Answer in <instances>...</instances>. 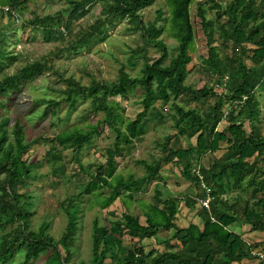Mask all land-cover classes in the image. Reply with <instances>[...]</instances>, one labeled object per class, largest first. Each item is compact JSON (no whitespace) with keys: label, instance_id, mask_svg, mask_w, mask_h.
<instances>
[{"label":"trees","instance_id":"obj_1","mask_svg":"<svg viewBox=\"0 0 264 264\" xmlns=\"http://www.w3.org/2000/svg\"><path fill=\"white\" fill-rule=\"evenodd\" d=\"M66 1L64 9L34 15L24 24V28L41 29L48 40L55 39L57 34L65 46L56 56L86 48L93 39L103 38L121 19H127V29L138 32L146 46L157 50L158 56L150 60L145 56L146 47L131 49L128 62L139 65L140 76H130L121 67L115 81L90 80L88 85H82L68 77L60 99L38 101L45 103L40 119L54 117L62 103L67 105L69 113L79 101H87L88 115L102 114L95 123L55 134L51 140L54 149L77 154L105 128L115 138L105 151V163L96 172L80 168V173L87 178L83 192L60 203L67 223L58 239L47 232L45 222L36 231L29 227L32 195L27 187L33 175L31 165L24 158L29 143L22 123L18 120L10 123V118L0 113V264L12 262L18 254L22 256L20 264H30L41 255L44 264H240L246 260L264 264V165L260 164L264 161V135H260L257 126L261 110L256 98L257 89L264 85V0L196 3L195 0H170L168 22L175 40L172 54L160 38L164 28L142 21L141 10L156 0ZM96 2L100 7L94 20L74 33L72 20L84 17L89 6ZM24 7L25 0H0V14L12 21ZM157 15L162 19V14ZM198 31L205 50L192 59L190 51L198 39ZM6 38L0 34V55L5 53ZM3 65L0 58V69ZM46 67L51 68L41 58L4 75L0 79V109L5 106L4 100L37 78ZM190 74L202 83L201 87L186 82ZM135 93L137 99L132 98ZM171 96L187 97L196 103L214 99L202 111L172 104L174 114L167 113L173 120L172 133L165 134L156 144L165 153L164 159L178 168L179 175L175 176L195 191L193 196L182 199L168 194L165 197L166 181L159 174L163 159L158 158L152 164L138 161L144 169L140 177L124 180L116 175V159L125 155L122 150L132 147L135 141L141 142L150 123L167 117L158 104H168ZM115 99L130 103V119H124L119 113L123 108ZM222 121L226 126L218 130ZM183 141L187 147H183ZM221 143L226 144L223 159H214L207 168L202 166L201 159L219 151ZM56 164L54 161L53 166ZM152 181L156 184L152 203L142 213L144 221L128 211L108 226L94 220L90 259L72 263L79 211L75 200L106 187L109 196L103 205L108 206L121 195L131 197L145 190ZM207 191L206 208L200 201L206 199ZM180 203L196 211L200 224L177 225ZM238 222L248 225L252 233L263 234L259 245L248 243L230 230ZM146 240H154V246H163L164 250L147 248L150 245L143 244ZM173 241L175 244H171ZM257 246L262 248L254 252Z\"/></svg>","mask_w":264,"mask_h":264},{"label":"rangeland","instance_id":"obj_2","mask_svg":"<svg viewBox=\"0 0 264 264\" xmlns=\"http://www.w3.org/2000/svg\"><path fill=\"white\" fill-rule=\"evenodd\" d=\"M202 0H195L200 2ZM191 6V13L194 15L196 4ZM67 6L66 0H25V7L19 14L17 19L9 20L5 15L0 14V34L6 35L5 53L0 55L4 65L0 69V79L4 75L16 72L21 67L35 60L43 58L51 68H44L41 74L32 81L26 82L19 92L13 93L9 98L4 100L5 106L0 109V113L10 118V123L18 120L22 123L26 141L29 143L24 158L31 165L33 179L28 185V191L32 195V204L30 206V229L36 231L40 225L45 222L48 224L49 234L58 239L65 229L67 218L65 211L61 209L60 203L64 202L71 196H78L83 192L87 178L80 173V168L89 172H96L98 166L105 163V151L112 146L114 142V133L105 128L100 136H94L91 142L81 149L77 154L71 150L54 149L51 140L55 134L61 131L70 130L71 128H82L88 123H95L102 118V114L90 116L86 113L87 101H79L76 108L68 113L67 105L62 106L54 117L40 119L41 113L45 107V103L39 100L48 98L60 99L61 92L66 89L65 79L73 77L82 85H88L90 80L96 81H115L118 78L119 69L124 67L130 76H140L139 65L132 66L128 62L131 49L146 47L147 56L150 60H154L158 56V52L151 46H146L145 42L140 38L139 33L129 31V21L127 19L117 20L115 24L109 28L107 34L103 38H95L90 44L76 53H63L56 56L58 51L65 46L54 34L53 40H48L44 31L41 29L24 28V24L34 15L43 16L64 9ZM170 0H156L151 6L141 10L142 21L145 24L156 23V25L164 28V34L160 37L166 44L169 54L174 52L175 40L170 32L168 18L170 16ZM7 7V6H6ZM99 3L96 2L89 6V12L84 17L73 19L71 29L76 33L80 28H84L88 23L92 22L99 10ZM157 13L162 14V19L157 18ZM210 16L213 13H209ZM196 39L192 45L191 56L196 59L202 55L205 50V44L201 37V33H197ZM249 46V45H248ZM142 61V59L140 60ZM168 59L166 60V63ZM189 75L186 79L187 83L196 84L198 87L202 83ZM54 90V91H53ZM218 90V86H215ZM132 98L137 99L135 93ZM256 98L259 102L260 121L257 123L260 135H264V85L257 89ZM120 103L123 110H119L124 119H130L132 116L131 105L125 100L115 99ZM214 99H209L206 103H196L188 100L187 97L173 98L166 105H159L158 108L167 116L162 121L152 122L148 125L141 142L135 141L132 147L122 150L123 158H117L116 175L126 180L130 176L140 177L144 174L142 165L138 161L144 160L152 164L155 160L163 159L159 168L161 174L166 181L167 198L174 196L182 199L186 196L194 195L195 191L189 187V184L175 175H179V170L175 166L170 165L168 160L164 159L163 153L158 147L157 142L163 140L165 134L172 133L173 120L167 115L174 114L172 104L187 108H196L199 111L206 109L208 104H212ZM246 112H244V116ZM226 122L222 121L217 129L223 130ZM123 129V127H122ZM195 144V139L191 140ZM183 147H187L186 142H182ZM123 146V145H120ZM225 143H221V149L215 153H208L201 159L204 167H209L214 159L222 160L225 154ZM57 164L53 166V162ZM261 166L264 161H260ZM259 182V180H258ZM114 184V180L112 181ZM156 181H152L146 186L145 190L133 193L131 197L121 195L108 206L103 205L109 196V188L101 187L95 189L89 194H84L75 200V204L79 208L78 211V230L75 235L74 247L72 249V263L80 262V260L88 261L90 259L91 233L92 223L97 220L100 225L108 226L109 222L114 221L120 215L128 211L130 214L139 216L144 221L142 213L148 211L147 206L152 203L154 187ZM168 194V196H166ZM179 213L176 217L178 226L187 227L190 223L200 224L196 211L188 210L179 204ZM242 236L250 244L261 242V233H252L250 227L246 224L238 222L230 228ZM172 233L166 234L170 236ZM144 245H150V249L163 251V246H154V240H146ZM175 244V242H171ZM252 246V245H251ZM262 246L253 248L254 252H259ZM149 250V249H148ZM22 256L18 254L13 261L8 264H20ZM256 261H243L240 264H256ZM30 264H44V256H40L30 261Z\"/></svg>","mask_w":264,"mask_h":264},{"label":"built area","instance_id":"obj_3","mask_svg":"<svg viewBox=\"0 0 264 264\" xmlns=\"http://www.w3.org/2000/svg\"><path fill=\"white\" fill-rule=\"evenodd\" d=\"M208 203H209V195H208V191H207V197H206V199H204V200H201L200 201V204L202 205V206H204V207H208Z\"/></svg>","mask_w":264,"mask_h":264}]
</instances>
